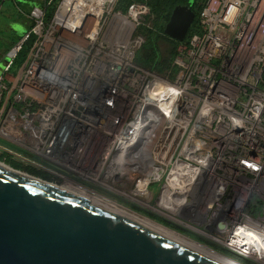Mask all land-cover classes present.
Returning a JSON list of instances; mask_svg holds the SVG:
<instances>
[{
  "label": "built area",
  "instance_id": "built-area-1",
  "mask_svg": "<svg viewBox=\"0 0 264 264\" xmlns=\"http://www.w3.org/2000/svg\"><path fill=\"white\" fill-rule=\"evenodd\" d=\"M116 3L32 6V28L0 75L1 161L46 180L90 181L217 241L235 229L261 233L249 194L234 190L264 181V0H206L201 32L166 74L136 62L149 6Z\"/></svg>",
  "mask_w": 264,
  "mask_h": 264
},
{
  "label": "water",
  "instance_id": "water-1",
  "mask_svg": "<svg viewBox=\"0 0 264 264\" xmlns=\"http://www.w3.org/2000/svg\"><path fill=\"white\" fill-rule=\"evenodd\" d=\"M194 19L178 4L164 32L183 41ZM10 167L0 165V264H221L90 195Z\"/></svg>",
  "mask_w": 264,
  "mask_h": 264
},
{
  "label": "rangeland",
  "instance_id": "rangeland-1",
  "mask_svg": "<svg viewBox=\"0 0 264 264\" xmlns=\"http://www.w3.org/2000/svg\"><path fill=\"white\" fill-rule=\"evenodd\" d=\"M41 3V0H3L0 5V75L5 71V66L8 64L10 57L9 54L12 49L22 41L23 36L26 31L32 28L33 21L28 17V13L30 12L33 5ZM119 7L126 8L127 2L122 0H117ZM146 26L153 27L154 26V19L152 16L146 17L145 20ZM142 32L145 36V45L149 43L150 32L148 28L142 29ZM162 48L166 52L167 48L169 47L170 42L163 39ZM22 65V62H15L9 69L6 71L8 75L17 74L19 69ZM148 68V67H146ZM2 158H0L1 160ZM10 165L19 168L23 171L29 172L36 176H39L38 169L30 166H25L19 162L15 161H6ZM14 162L17 163L19 166H15ZM60 185L70 184L71 181L69 180H50ZM78 182V181H77ZM159 184H153V190L155 191V195L158 192ZM235 194L238 197H245L248 193L250 197V205L248 210L252 213L255 217L264 216V181L261 182L259 186L253 187L248 191L235 189ZM233 191V192H234ZM108 202L112 204H120L123 207H128L134 211H138L141 215L148 216L152 219L151 214L145 213L141 210H137L136 206L132 204L131 201L128 202V199L123 198H107ZM127 201H126V200ZM112 200V201H110ZM153 215V214H152ZM157 217L156 215H154ZM168 223V222H167ZM166 227L169 229L174 230L176 233L188 238L200 242L202 244L208 245L210 247H214V249L219 250L221 252H225L227 254L233 255L240 259L241 261L245 262L246 264H264L261 261H257L251 258L248 255H239L231 251L227 246L220 244L217 240L212 239L209 235L212 233L209 229L200 228L194 229L189 226H178L174 223L168 225L165 224ZM225 236L222 235V238ZM220 238V237H218ZM221 239V238H220Z\"/></svg>",
  "mask_w": 264,
  "mask_h": 264
},
{
  "label": "trees",
  "instance_id": "trees-1",
  "mask_svg": "<svg viewBox=\"0 0 264 264\" xmlns=\"http://www.w3.org/2000/svg\"><path fill=\"white\" fill-rule=\"evenodd\" d=\"M3 0H0V5ZM127 2L126 8H121L116 5L117 8L126 10L128 6L133 2L146 3L150 8V14L154 19V26H143L142 29L148 28L150 32L149 43L142 46L136 55V62L144 68L156 71L160 74H166L169 71H174L173 60L178 53V47L181 44L187 43L189 37L194 33L201 32L200 13L206 0H122ZM178 4H189L195 11V19L189 30V33L185 40L178 41L169 37L165 32L164 28L168 22L173 9ZM147 16V17H148ZM143 33V32H142ZM165 39L170 42L166 52L162 48V40ZM33 38L25 41L22 48L18 51L14 61L24 62L28 50L31 46ZM1 158V157H0ZM15 166H19L14 163Z\"/></svg>",
  "mask_w": 264,
  "mask_h": 264
},
{
  "label": "bare ground",
  "instance_id": "bare-ground-1",
  "mask_svg": "<svg viewBox=\"0 0 264 264\" xmlns=\"http://www.w3.org/2000/svg\"><path fill=\"white\" fill-rule=\"evenodd\" d=\"M0 165L11 168L8 163L3 162L1 160H0ZM25 173L26 172H24V174ZM25 175H28L29 177L32 178H36V176L32 174L26 173ZM64 187L78 193L86 194L81 190H77L76 188H73L72 184L71 185L66 184L64 185ZM90 198L93 200V202L97 203L98 205L106 207L115 212L125 214L131 217L132 219H135L136 221L142 223L146 227L153 229L167 237H170L182 243L183 245L187 246L188 248L198 251L221 264H246L245 262L241 261L240 259H238L233 255L216 250L214 249V247L213 248L210 247L211 245L208 246L200 242H197L195 240L188 239L176 233L174 230H171L165 227L164 225L151 220L149 217H143L140 214H136L127 209L118 208L116 206H111L108 204H103L99 199L91 196ZM253 218H256L254 220V225L257 227V229L262 231L261 233L257 232L256 230H251L248 228L235 229L228 231L229 233L227 234V237L225 239L218 240V242L220 244L227 246L231 251H233L236 254L248 255L257 261H261L264 263V216H260L258 218L254 216Z\"/></svg>",
  "mask_w": 264,
  "mask_h": 264
},
{
  "label": "crops",
  "instance_id": "crops-1",
  "mask_svg": "<svg viewBox=\"0 0 264 264\" xmlns=\"http://www.w3.org/2000/svg\"><path fill=\"white\" fill-rule=\"evenodd\" d=\"M28 168H31V167H28ZM39 176H41V177H46V178H49L48 176V174L47 173H45V172H42V171H39ZM69 181H71L70 182V185L72 184V187L73 188H76L77 190H81V191H83L84 193H86V194H88V195H90L91 197H94V198H97V199H99L103 204H108V205H111V206H116V207H118V208H123V207H121V206H119V205H116V204H112V203H110V202H108L107 201V198H113L114 196L113 195H111V194H108V193H106L102 188H100L99 186H96V185H94L93 183H91L90 181H86V180H79L78 182L77 181H75V180H69ZM106 198V199H105ZM137 208V210H141V211H143V212H145V213H148V211L147 210H144V209H141V208H139V207H136ZM123 209H127V207H125V208H123ZM128 210V209H127ZM131 212H134V213H136V214H140L138 211H134V210H130ZM150 214V213H149ZM141 215V214H140ZM155 214H153L152 215V213H151V217H152V219L151 220H153V221H155V222H157V223H159V224H164V226L166 227V225L165 224H167L168 225V223L169 224H171L169 221H167V220H165L164 218H162V217H160V216H158V215H156L157 217H155L154 216ZM141 216H143V217H148V216H144V215H141ZM168 222V223H167ZM167 228H169V227H167Z\"/></svg>",
  "mask_w": 264,
  "mask_h": 264
}]
</instances>
